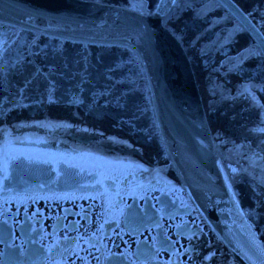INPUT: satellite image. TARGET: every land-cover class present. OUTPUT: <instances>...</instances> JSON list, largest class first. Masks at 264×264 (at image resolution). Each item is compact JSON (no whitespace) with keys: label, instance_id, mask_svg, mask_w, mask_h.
Masks as SVG:
<instances>
[{"label":"flooded vegetation","instance_id":"1","mask_svg":"<svg viewBox=\"0 0 264 264\" xmlns=\"http://www.w3.org/2000/svg\"><path fill=\"white\" fill-rule=\"evenodd\" d=\"M135 1L118 5L155 0ZM181 1L168 24L180 40L172 21ZM192 1L214 5L226 19L217 30L231 41L199 64L181 42L211 104L201 95L229 191L232 240L190 196L158 134L114 143L99 133L112 128L92 122L99 112L1 104L0 264H264V0H232L242 21L217 1Z\"/></svg>","mask_w":264,"mask_h":264},{"label":"water","instance_id":"2","mask_svg":"<svg viewBox=\"0 0 264 264\" xmlns=\"http://www.w3.org/2000/svg\"><path fill=\"white\" fill-rule=\"evenodd\" d=\"M213 1L242 21L232 0ZM178 3L0 0V107H104L127 53L147 85L175 174L228 241L232 206L226 180L193 64L168 25ZM233 229L242 232L240 226Z\"/></svg>","mask_w":264,"mask_h":264},{"label":"rangeland","instance_id":"3","mask_svg":"<svg viewBox=\"0 0 264 264\" xmlns=\"http://www.w3.org/2000/svg\"><path fill=\"white\" fill-rule=\"evenodd\" d=\"M111 1H114L117 5L122 3L124 5H134V2H136L135 0ZM214 12V5L210 2H206L202 6L192 1V4L187 5V0H182L176 10V14H174L172 25L182 35L181 41L190 49L196 64L202 62L203 56H211L216 48L215 46L219 47L231 43V41H228V38H230L229 35L227 36L225 35L226 33H221L222 30L218 31L226 23V19L221 24V18ZM188 22L190 25H187ZM237 45L239 47L236 48V51H241L242 45L238 43ZM226 51L231 52V49L227 47ZM197 72L199 71L197 70ZM196 76L200 75L197 73ZM200 92L205 101L206 108L210 110L211 104L207 92L201 86ZM149 108V97L142 79L141 70L131 56L123 53L106 106L87 109L41 105L37 107L36 111L99 112L101 113L102 120H96L92 117V122L101 123L99 126L105 129H113L108 132L100 129L99 133L102 136L112 140L114 143L134 145L145 142L142 135L148 134L149 132L150 135L154 133V125L150 118ZM23 111L31 110L30 108H23ZM42 123H45V121H42ZM80 127L85 126L81 125ZM88 129L90 131H96L94 126ZM120 134L123 135V138H119ZM156 149L157 147L154 148V150Z\"/></svg>","mask_w":264,"mask_h":264},{"label":"snow or ice","instance_id":"4","mask_svg":"<svg viewBox=\"0 0 264 264\" xmlns=\"http://www.w3.org/2000/svg\"><path fill=\"white\" fill-rule=\"evenodd\" d=\"M168 2H170V3H175L176 0H168ZM246 91H247V89H246ZM262 107H264V106H262ZM260 130H261V131H264V127H262Z\"/></svg>","mask_w":264,"mask_h":264},{"label":"bare ground","instance_id":"5","mask_svg":"<svg viewBox=\"0 0 264 264\" xmlns=\"http://www.w3.org/2000/svg\"><path fill=\"white\" fill-rule=\"evenodd\" d=\"M149 134H150V133H149ZM157 134H158L157 131H155V132H154L155 140H157V138H158L157 136H158L159 134H158V135H157Z\"/></svg>","mask_w":264,"mask_h":264}]
</instances>
